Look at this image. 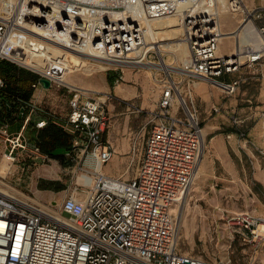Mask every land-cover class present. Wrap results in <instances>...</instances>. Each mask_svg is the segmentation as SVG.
Segmentation results:
<instances>
[{
	"label": "built area",
	"instance_id": "2783aa9c",
	"mask_svg": "<svg viewBox=\"0 0 264 264\" xmlns=\"http://www.w3.org/2000/svg\"><path fill=\"white\" fill-rule=\"evenodd\" d=\"M225 14L235 21L229 31L223 30ZM170 16L178 17L188 46L186 63L177 72L186 87L181 91L183 79L164 75L153 114L157 121L145 138L136 174L108 177L100 166L114 154L103 139L109 96L64 82L60 75L66 57L91 53L113 69L139 64L149 52L142 51L144 23ZM225 35L233 45L218 52ZM0 60L34 73L33 89L42 78L50 87L69 89L68 113L54 122L71 136L64 155L81 161L93 175L91 185L81 182L60 204L17 189L0 190V264H208L177 249L171 212L193 181L204 142L190 83L202 79L231 95L244 81L245 70L264 65V0H0ZM4 87L0 76V89ZM30 99L3 104L8 113L0 119L2 158L8 162L0 174L4 189H12L7 178L20 180L16 163L23 173L28 166L21 163L27 158H50L23 133L32 113L50 115ZM17 117L22 118L19 129L9 131ZM46 124L42 118L34 127ZM226 223L242 227L243 241L260 236V223L264 231V218L244 212L227 217Z\"/></svg>",
	"mask_w": 264,
	"mask_h": 264
},
{
	"label": "rangeland",
	"instance_id": "374dc122",
	"mask_svg": "<svg viewBox=\"0 0 264 264\" xmlns=\"http://www.w3.org/2000/svg\"><path fill=\"white\" fill-rule=\"evenodd\" d=\"M221 21L224 25L223 28L227 31L235 23L234 18L226 14L221 16ZM175 26L174 28L164 25L161 27L174 29L179 36L177 41L165 36H157L158 38L153 39L148 37L145 47H148L149 52L143 62H157L163 58L168 65L181 66L180 60L161 48H168L170 45L179 47L185 45L180 24L177 23ZM153 40L156 42L153 43ZM153 45L157 46V49L152 48ZM232 45L233 39L224 37L219 50L227 51ZM78 62L81 66L80 70L73 71L64 64V70L60 77L68 84L99 91V93L109 96L104 104L109 121L103 139L110 143L116 153L121 150V156H126V162L122 164L119 178H131L138 170L144 141L150 126L154 121H157L153 114L157 111L160 81L168 72L145 66H124L113 69L112 67L107 68L106 64L94 61L87 64L83 58H79ZM261 68L264 69V66ZM169 73L176 80L183 79L179 88L184 91L185 77L177 72ZM109 74H114L112 84L108 80ZM244 76V81L231 95H226L219 88L202 79H194L190 83L192 86L191 96L202 126L204 142L193 184L186 190L185 196L179 202L180 211L178 206L176 208L178 214H174L177 227V249L183 253L198 256L208 264H264L259 260L260 258L255 257L264 255V231H261L263 226L260 230L258 228L260 236L253 240V244L255 240L260 244L253 247L249 245L250 241L242 240V227L228 225L225 217L227 210L240 211L243 203L248 201L241 196L244 188H254V185L250 183L252 167L245 168L244 179L242 177L240 180L235 178L233 182H229L234 185L238 193L235 196L228 198L218 196L212 199L209 194L205 196V192L213 182L217 181L219 185L220 182H226L224 179H214L213 176L223 175L227 170L236 169V166L233 168L231 165L241 163L250 165L251 160H264V149H262L264 148L262 147L264 145V103L261 101L259 81L256 80V77H261L262 74L255 68L245 70ZM246 82H253V85L250 83L246 85ZM242 84L243 86H241ZM199 86L206 89L198 91ZM40 89L41 86L37 85L36 91L40 94L41 107L44 111L49 112L56 122L64 119L68 112L69 89L63 85H53L43 92H40ZM33 93L34 89L31 94ZM177 104L175 101L173 110ZM235 118L239 123H233ZM207 126H213L209 133L206 130ZM251 128L255 133L253 141L255 140L254 143L260 147H255L249 141L247 134ZM2 152L3 146H0V165L3 166ZM45 168L48 171H43V166L38 164L31 165L27 167V173L23 172V175L29 177L20 176V180L9 177L7 183L12 185V190L17 189L25 194H33L44 201L51 197V193L38 191L31 183V178L37 177L38 173L40 174L39 179L59 176L66 185L65 189L70 192L81 183L83 172L92 171L81 161H71L66 156L61 159L54 156ZM20 174L22 173L20 172ZM78 192L84 193L83 190H78ZM65 193L66 191H61L54 195L58 199L57 204H60ZM241 212L251 214L248 211ZM252 216L261 217L256 214Z\"/></svg>",
	"mask_w": 264,
	"mask_h": 264
},
{
	"label": "crops",
	"instance_id": "0c3cea01",
	"mask_svg": "<svg viewBox=\"0 0 264 264\" xmlns=\"http://www.w3.org/2000/svg\"><path fill=\"white\" fill-rule=\"evenodd\" d=\"M263 66L264 65H260V66L256 67V69L258 71H261V74H262L261 77H256V80L259 81V89H260V92H261V101H262V103H264V69L261 68ZM36 79H37V77H36ZM249 83L246 82V85L249 84ZM250 85H253V82H251ZM40 86H41L40 92L41 91L43 92V90L48 89V88H45L42 84ZM241 86H243V84ZM205 89L206 88H204L203 86H199L197 90L198 91H204ZM36 90H37V87L34 89V93L30 96L31 99L30 98L29 99H30V101L32 103L37 104L38 106L41 107V101H40V98H39L40 94L37 93ZM5 103H3V104H5ZM3 109H4V106H3ZM68 110H69V107H68ZM4 112H6V110L2 111L1 113L5 114V115H2L0 113V119L1 120H4V117L7 118V116H8V113L6 114ZM48 114H49V112H48ZM42 118H44L47 121L51 120L50 122L55 124L52 115H46L43 111L34 112V113H32L31 120L28 123V126L25 128L23 133L28 138L30 143L36 144L39 147L40 152L42 154H48L43 148L42 149L40 148L39 144L41 142H46L47 141V139H48L47 131L49 129V126L48 127L45 126L43 128H39V129L34 127V123L37 120H40ZM21 122H22V118H20V117H17L15 120H12L11 123H10V126H9V131H12V132L17 131L19 129V126H20ZM55 125L58 126L57 124H55ZM211 127H213V126H207V128H206L207 133H209L211 131L210 130ZM60 130L62 131L61 128H60ZM254 134L255 133L253 131V128H251L248 131V134H247L248 138H249V141L255 147H260V146H258L257 144L254 143L255 140L253 141ZM66 136L68 138V149H65V148L64 149L65 150H69L70 147H71V136L68 135V134H66ZM0 142H2V138L1 137H0ZM0 144H1L0 146H3V142L0 143ZM262 147H264V145ZM3 148H4V146H3ZM58 148H61V147H58ZM262 149H264V148H262ZM119 151H120L119 153H116V150H114L113 157L115 156V158L112 157L110 162L104 164L101 167L102 172L104 174H106L107 176L119 177V175H120V169L122 167V164L126 162V156H121V150H119ZM48 155H49L50 158L46 159L44 161H42L41 158H39V157H35L33 159L27 158L21 164L25 165V167L26 166L29 167L31 165L34 166V165L38 164L41 167L43 166V169H42L43 171H48V169H46L45 166H48V164L52 161V158L54 157V155H52V154H48ZM56 156L59 159H61L62 157H65L64 153L58 154ZM63 161L65 162V160H63ZM250 163H251L250 165H245L243 163H241L239 165H231L233 168H235V166H236V169L227 170V172L224 173L223 175L213 176L214 179H218V178L222 179V180L224 179L226 182H220L221 184L219 185L218 182L215 181V182H213L210 185L209 189L205 192V196L206 195L208 196V194H209L210 195V199L218 197V196L220 198H222L223 196L227 197V198L235 196L238 193L235 190L234 185L230 184L229 182H231V181L233 182V179H235V178H237V180H240L241 177L244 179L245 178V174H246V169L245 168H251L252 167V171H251V174H252L251 177L252 178H251V182L250 183H252L254 185V188L253 189H251L249 187H247V189L244 188L243 194L241 196V197H243V199H248V201L243 203L242 209L240 211H234V210L233 211H229V210H227L228 212H226L227 214H225L226 218L230 217V216H232L234 214H238L241 211H248L252 215L256 214V215L261 216L262 218H264V160L255 159V160H251ZM63 166H65V164ZM237 166H239L241 168L238 169ZM3 169H4V167L2 165H0V174H2ZM14 169H15L16 176H18V177L21 176L23 178H24V176H25V178L29 177L28 175H23V173L20 174V164L16 163L14 165ZM199 169H200V165H199V168H198V172H199ZM27 172H28V169H27ZM36 176L37 177H35V178L34 177L31 178L32 186L38 191H44V192L51 193V197H49V198H52V199L58 201V199L55 198V196H54L57 192L66 191L65 195L69 194V190L65 189L66 185H65V183H63L61 181V178H59V176L52 177V178H43V179H39V177H38V176H40L39 173ZM49 181H53L54 184H56L57 191L50 190V189H43L42 188L41 184L43 185L45 182H49ZM223 214H224V212H223ZM258 243L260 244V242L255 240L254 244H253V240H251L249 242V245L255 247ZM255 257L260 258L259 260L261 262H264V255L255 256Z\"/></svg>",
	"mask_w": 264,
	"mask_h": 264
},
{
	"label": "bare ground",
	"instance_id": "6f19581e",
	"mask_svg": "<svg viewBox=\"0 0 264 264\" xmlns=\"http://www.w3.org/2000/svg\"><path fill=\"white\" fill-rule=\"evenodd\" d=\"M177 23L180 24L179 20H178V17L177 16H170V17H165V18H161V19H156V20H150V21H147L144 23V31H145V40L149 39V38H156L157 36H165L166 38H171L173 39V41H177L179 40V36L177 34V32L174 30V29H169V28H174L176 27L175 25H177ZM168 26V27H161V26ZM181 27V26H180ZM182 29V28H181ZM232 29V28H231ZM229 29V30H231ZM225 30V29H223ZM228 30V31H229ZM149 37V38H148ZM157 37V38H158ZM224 37H228L230 38L229 35H225ZM221 38V42L222 40L224 39ZM155 40V39H154ZM153 40V43L156 42ZM185 41V40H184ZM185 45L182 46V47H179V46H176V45H170L168 48H163L161 47L164 51H167L169 53H171L175 58H177V60H180V62H182V65L184 63H186V60H187V56H188V46L186 44V42L184 43ZM145 45H146V42H145ZM145 45L143 46V49L142 51L144 50H148V47H145ZM152 48H155L157 49V46H151ZM220 48V46H219ZM218 48V52H221ZM79 58H83L84 60H86V63L88 64L90 61H94V62H97V63H102V64H105L104 61L101 59V58H98L96 56H92V54L90 53H84L82 55H80V57L78 56H67L66 57V60H65V65H67L68 67H70L71 70L73 71H77V70H80L81 66L78 62ZM160 58V57H159ZM122 67L124 66H129V67H133V66H145V67H153L155 69H160V70H164L165 72H178V73H181L182 70H181V66L178 67H174V66H171V65H168L164 62L163 58H160L159 61L157 62H152V61H146V62H141L139 64H131V63H121ZM67 68V67H66ZM89 68V67H88ZM84 69V68H83ZM202 82V81H201ZM43 85V84H42ZM50 87V85H49ZM48 87V88H49ZM46 88V87H45ZM83 88V87H82ZM84 89H87L89 90L88 88H84ZM91 90V89H90ZM99 92V91H98ZM68 150H66L67 152ZM2 161H3V167L4 168H7L8 167V162L2 158ZM101 167L100 166V170H101ZM198 168V167H197ZM197 170V169H196ZM102 172V170H101ZM103 173V172H102ZM196 173V171H195ZM195 173H194V178H195ZM104 174V173H103ZM106 175V174H105ZM107 176V175H106ZM109 177V176H108ZM193 178V180H194ZM80 182H83L84 184L86 185H91L92 182H93V175L92 174H89L87 172H83L81 174V181ZM193 183H191L192 185ZM191 185L189 186V188L191 187ZM0 190L2 191H6V192H12V189L11 188H3L2 185H0ZM188 192V191H187ZM186 193H184L182 195V197L172 206L171 208V212H173L174 214H178L176 208H178L179 206V211H180V200L185 196ZM38 198V197H37ZM59 218V217H58ZM178 218V216H177ZM259 230L262 228V224H260L258 226Z\"/></svg>",
	"mask_w": 264,
	"mask_h": 264
},
{
	"label": "trees",
	"instance_id": "16d2710c",
	"mask_svg": "<svg viewBox=\"0 0 264 264\" xmlns=\"http://www.w3.org/2000/svg\"><path fill=\"white\" fill-rule=\"evenodd\" d=\"M0 76L5 81V87L0 89V113L5 110L3 109V103L5 102H11L12 105H17L18 101L25 102L29 100L33 90L31 84L36 81V75L34 73L20 69L9 61L0 60ZM113 77L114 74H109L108 80L110 84L113 83ZM4 113L7 114V112ZM1 114L5 115L3 113ZM50 121L48 120L45 125L46 127L49 126L47 131L48 139L46 142L39 144L40 148H43L48 154H52V151L58 147L68 149V138L66 134ZM41 186L43 189L57 191L56 184L53 181L45 182Z\"/></svg>",
	"mask_w": 264,
	"mask_h": 264
},
{
	"label": "water",
	"instance_id": "95a60500",
	"mask_svg": "<svg viewBox=\"0 0 264 264\" xmlns=\"http://www.w3.org/2000/svg\"><path fill=\"white\" fill-rule=\"evenodd\" d=\"M40 82L43 84L44 87L48 88L49 87V81L46 79H40ZM66 150L64 148H56L52 151V155L56 156L61 153H65Z\"/></svg>",
	"mask_w": 264,
	"mask_h": 264
}]
</instances>
